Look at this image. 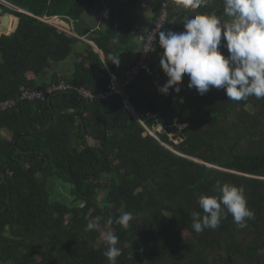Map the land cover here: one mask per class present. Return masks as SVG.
<instances>
[{"label": "trees", "instance_id": "16d2710c", "mask_svg": "<svg viewBox=\"0 0 264 264\" xmlns=\"http://www.w3.org/2000/svg\"><path fill=\"white\" fill-rule=\"evenodd\" d=\"M5 1L22 11L0 1V9L18 19L13 31L0 33V100L17 99L0 112V132H8L0 134V208L6 204L0 210V263L109 264L103 235L111 228L122 250L116 264H264V98L233 101L214 87L200 95L186 89L187 75L173 86L178 92L159 93L167 77L155 41L146 65L124 90L137 113L158 114L149 121L185 123L182 140L169 141L180 154L146 134L118 96L81 98L83 106L69 90L53 93L49 103L21 99L23 88L59 80L105 89L108 70L116 68L112 57L129 46L138 0H108L106 29L85 34L80 13L100 0ZM214 9L222 22L228 19L222 0L195 10L170 4L160 31H167L176 13L171 31L180 32L185 17ZM42 15L71 18L77 35L97 51L37 18ZM60 63L69 71H51ZM50 178L70 184V202L50 199ZM217 182L242 186L254 218L240 228L227 215L216 229L196 233L191 213L203 215L197 198L215 194ZM98 190L104 192L100 199ZM125 212L134 217L127 229L115 223ZM96 216L102 217L99 227L86 231ZM109 217L113 224L105 226Z\"/></svg>", "mask_w": 264, "mask_h": 264}, {"label": "clouds", "instance_id": "9594fccd", "mask_svg": "<svg viewBox=\"0 0 264 264\" xmlns=\"http://www.w3.org/2000/svg\"><path fill=\"white\" fill-rule=\"evenodd\" d=\"M178 5L192 10L208 3V0H176ZM223 21L215 14L197 13L185 17L183 31H159L156 41L163 51L159 66L167 80L158 92L167 95L169 89L179 91L178 85L185 75L188 87L204 95L210 88L223 89L229 100L241 101L254 96L264 98V0H222ZM221 48L227 50L224 55ZM119 64L118 56L112 57ZM213 195L197 198L199 212H192V229L200 233L205 229H216L221 220L231 215L240 228L247 227V220L254 218V212L247 206L244 188L231 184L217 185ZM81 207L84 203L81 202ZM130 212L120 215L115 223L123 229L133 220ZM102 217L90 219L85 230L99 227ZM113 224L112 217L105 226ZM109 264H116L121 249L117 247L118 236L112 231L103 235ZM264 254V250H261Z\"/></svg>", "mask_w": 264, "mask_h": 264}, {"label": "built area", "instance_id": "2783aa9c", "mask_svg": "<svg viewBox=\"0 0 264 264\" xmlns=\"http://www.w3.org/2000/svg\"><path fill=\"white\" fill-rule=\"evenodd\" d=\"M0 1L6 3L10 8L21 10L5 0ZM175 2L176 0H162L160 2L149 27L146 30L139 31L137 33L139 50L135 60L125 70H123L120 78H118L114 73L110 72L109 81L105 89L99 91H91L84 86L71 84L67 80H59L57 82L49 83L45 87H39L35 89L23 88L21 90V93L19 94V98H25L29 100H42L46 99L53 93L67 90L73 91L84 100H104L113 96H118L121 99L122 107L128 110L135 117V119L143 127L146 134L152 136L159 143L169 148L173 152L180 154L177 150L174 149L169 141H171L173 144H177L182 140L180 131L185 126V123L177 121L168 122L166 120L149 121L151 118H156L158 114L137 113L129 103L127 92L124 90L126 86L130 85L136 79L142 66L146 65L147 57L152 51L153 44L156 41L155 37L161 30L168 15V7L170 4H173ZM1 13H3V11L0 9V14ZM37 18L54 26L59 31H63L69 35L79 36L73 28V21L71 18H68L67 22L66 20L62 19V16L60 15H42L37 16ZM66 23H68V25ZM16 101L17 99L12 97L1 99L0 112L14 106L16 104ZM164 136L167 137V140H165Z\"/></svg>", "mask_w": 264, "mask_h": 264}, {"label": "crops", "instance_id": "0c3cea01", "mask_svg": "<svg viewBox=\"0 0 264 264\" xmlns=\"http://www.w3.org/2000/svg\"><path fill=\"white\" fill-rule=\"evenodd\" d=\"M103 1V0H102ZM105 6V3L103 1V7ZM155 6H156V0H138L137 4L135 5L134 9L132 10L131 14L134 18L133 22V28L130 32L131 35V40L129 43V46L127 49L118 52V59H119V64L116 65L115 70H108L109 73H114L118 78L121 77L123 70H125L136 58L139 50V43L137 41V33L139 31L146 30L149 25L151 24L154 14H155ZM84 27V26H83ZM82 27V28H83ZM74 28V26H73ZM8 29V27H7ZM9 30V29H8ZM83 41L91 44L94 48L95 51L97 49L95 46L92 44L90 40H88L85 36H79ZM63 68V69H62ZM51 71L53 70H60L68 72V67L67 65H63L60 63L59 65H56L54 67H50ZM187 90H192L194 88H189L187 86ZM2 135H7L6 130H2L0 132ZM0 264H5V263H0Z\"/></svg>", "mask_w": 264, "mask_h": 264}, {"label": "water", "instance_id": "95a60500", "mask_svg": "<svg viewBox=\"0 0 264 264\" xmlns=\"http://www.w3.org/2000/svg\"><path fill=\"white\" fill-rule=\"evenodd\" d=\"M103 1L105 3V6L103 7ZM100 0L96 3V5L94 6H91V7H87L85 9L82 10V12L80 13V19L85 23V26L82 28V33L85 34L88 29H94V28H100L102 30H105L107 25H108V18H109V8H108V0ZM216 9L210 11L209 14H211L212 12H214ZM179 13H176L172 16L171 20H170V23H169V26L167 28V31H171L174 23H175V20L177 18ZM8 17H9V14L6 13V12H3L0 14V33H10L11 31H13V29L15 28V26L17 25L18 23V19L16 20L13 28L11 31H8L6 29V24L8 22ZM170 90V89H169ZM171 91V90H170ZM129 93L127 92V95ZM50 97L51 95H49L47 97V101L48 103L50 102ZM80 101L82 103V106H83V100L80 98ZM175 101H176V96L174 97V100L173 102L171 103V107L175 104ZM50 121L47 123L49 124ZM83 124H82V131H83ZM103 148V146H101V149ZM101 153V151L99 152V154ZM15 159H18L16 156L13 157ZM20 163L24 165V163L19 160ZM47 162V158H45V161H44V164ZM7 163L4 164L3 166V169L1 171V175L2 177H4V167L6 166ZM9 201V193L7 194V197H6V203ZM6 207V204L0 208V210H4V208Z\"/></svg>", "mask_w": 264, "mask_h": 264}, {"label": "rangeland", "instance_id": "374dc122", "mask_svg": "<svg viewBox=\"0 0 264 264\" xmlns=\"http://www.w3.org/2000/svg\"><path fill=\"white\" fill-rule=\"evenodd\" d=\"M4 10L7 11V9H4ZM16 20H17V17H15L14 15L11 14L10 18H9V21L7 23V27L11 23L10 27H8V29H9L8 31L12 30ZM66 24L68 25V23H66ZM6 134L8 135L7 131H6ZM69 188H70V184L69 183L62 182V181H60V180H58L56 178H50L48 180V182H47V190H48V193H49V196H50L51 200H62L64 202H70L71 197L69 195ZM103 194H104L103 191L98 190L97 197L100 199ZM107 231H112V229L108 228Z\"/></svg>", "mask_w": 264, "mask_h": 264}, {"label": "bare ground", "instance_id": "6f19581e", "mask_svg": "<svg viewBox=\"0 0 264 264\" xmlns=\"http://www.w3.org/2000/svg\"><path fill=\"white\" fill-rule=\"evenodd\" d=\"M9 18H10V15H9V17H8V21H9ZM8 23V22H7ZM10 25H11V23L9 24V26L8 27H10ZM6 29H7V24H6ZM8 30V29H7Z\"/></svg>", "mask_w": 264, "mask_h": 264}]
</instances>
